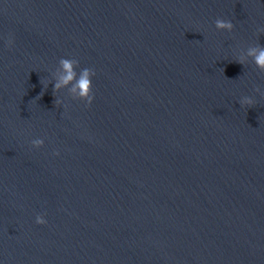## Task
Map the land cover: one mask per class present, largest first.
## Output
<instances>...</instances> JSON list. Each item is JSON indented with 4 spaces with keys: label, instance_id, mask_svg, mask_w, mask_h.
<instances>
[{
    "label": "water",
    "instance_id": "water-1",
    "mask_svg": "<svg viewBox=\"0 0 264 264\" xmlns=\"http://www.w3.org/2000/svg\"><path fill=\"white\" fill-rule=\"evenodd\" d=\"M261 29L264 0H0V264H264Z\"/></svg>",
    "mask_w": 264,
    "mask_h": 264
},
{
    "label": "clouds",
    "instance_id": "clouds-1",
    "mask_svg": "<svg viewBox=\"0 0 264 264\" xmlns=\"http://www.w3.org/2000/svg\"><path fill=\"white\" fill-rule=\"evenodd\" d=\"M215 27L220 32L232 33L234 31V24L231 21L218 19L215 23ZM264 32V29L260 30ZM14 41L9 39L8 46L11 47ZM248 57H251L256 67L264 72V46L250 48L247 53ZM240 63H244V57L239 60ZM61 74L58 77V81L54 86V91L59 93L62 89L71 87V93L73 99L86 102L88 106H91L95 100L93 93V79L96 73L88 68L81 70L79 75H77L76 69L79 67V63L71 59H62L60 61ZM256 91L259 93L260 89L257 88ZM61 103L62 101H57ZM242 106L252 107L255 104V100L252 97H245L240 101ZM43 141H33L32 146L36 149L43 147ZM59 156V153H56ZM36 223L39 225H46L47 220L44 216H37Z\"/></svg>",
    "mask_w": 264,
    "mask_h": 264
}]
</instances>
